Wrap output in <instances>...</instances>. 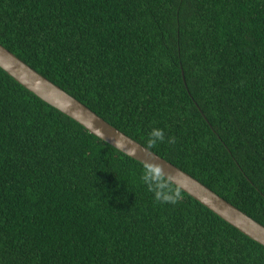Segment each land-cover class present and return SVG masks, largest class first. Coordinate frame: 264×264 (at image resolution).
Returning a JSON list of instances; mask_svg holds the SVG:
<instances>
[{
	"label": "trees",
	"instance_id": "trees-1",
	"mask_svg": "<svg viewBox=\"0 0 264 264\" xmlns=\"http://www.w3.org/2000/svg\"><path fill=\"white\" fill-rule=\"evenodd\" d=\"M0 43L264 224V0H0ZM143 166L0 67V264H264Z\"/></svg>",
	"mask_w": 264,
	"mask_h": 264
},
{
	"label": "water",
	"instance_id": "water-1",
	"mask_svg": "<svg viewBox=\"0 0 264 264\" xmlns=\"http://www.w3.org/2000/svg\"><path fill=\"white\" fill-rule=\"evenodd\" d=\"M0 67L45 102L79 122L90 133L144 164L151 161L157 166H162L175 185L241 232L264 245V224L248 215L187 171L152 149H148L145 145L112 125L1 43Z\"/></svg>",
	"mask_w": 264,
	"mask_h": 264
},
{
	"label": "clouds",
	"instance_id": "clouds-1",
	"mask_svg": "<svg viewBox=\"0 0 264 264\" xmlns=\"http://www.w3.org/2000/svg\"><path fill=\"white\" fill-rule=\"evenodd\" d=\"M165 141L164 129L153 127L148 133L146 146L151 149ZM167 143H175V137H167ZM140 179L153 194L154 199L161 204H175L181 199V192L173 189L172 180L163 167L157 166L154 162L149 161L144 164Z\"/></svg>",
	"mask_w": 264,
	"mask_h": 264
}]
</instances>
